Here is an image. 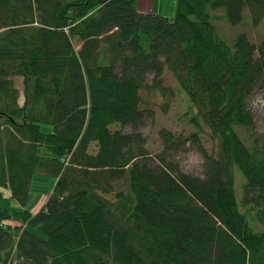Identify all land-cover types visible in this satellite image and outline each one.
Returning a JSON list of instances; mask_svg holds the SVG:
<instances>
[{"label":"trees","instance_id":"16d2710c","mask_svg":"<svg viewBox=\"0 0 264 264\" xmlns=\"http://www.w3.org/2000/svg\"><path fill=\"white\" fill-rule=\"evenodd\" d=\"M137 1L0 0V264H264V141L248 107L264 39L227 45L211 14L238 25L247 10L258 27L264 0H177L171 19ZM165 69L195 132L161 128L151 152L140 92ZM189 149L201 175L177 161ZM36 175L55 184L32 213Z\"/></svg>","mask_w":264,"mask_h":264},{"label":"rangeland","instance_id":"374dc122","mask_svg":"<svg viewBox=\"0 0 264 264\" xmlns=\"http://www.w3.org/2000/svg\"><path fill=\"white\" fill-rule=\"evenodd\" d=\"M177 0H138L136 9L143 13H156L171 19L176 13ZM213 16L212 23L215 25L218 35L227 43L233 44L237 35L244 34L248 39L257 44L264 39V18L258 27L252 26L251 17L247 10L243 11L242 20L238 25H230L224 17L223 10L211 11ZM152 77L147 79V84H152ZM16 87L22 91V79H15ZM178 86L173 75L165 69L162 75V86L158 90L145 89L141 90V108L147 112L148 117L145 119L140 131L146 139L147 148L151 152H158L162 148L159 137V130L166 128L176 133L189 135L195 132L194 127L190 123L192 113H196V109L191 111L190 102L186 95ZM20 106L23 104L22 94L19 98ZM248 107L254 114L255 132L261 136L264 141V90L256 91L248 100ZM43 131H50V126L42 125ZM207 149H210L211 141L203 137L201 139ZM181 169L194 175H201L202 157L197 150L189 149L186 154L177 158ZM234 176L236 181V192L239 198L241 185L244 179L241 173L235 168ZM55 181L51 177L44 175H36L31 183V199L27 208L32 213L36 212L49 196ZM4 202L13 208H19V204L10 198V193L4 190ZM4 203V204H5ZM245 212V209H242ZM252 227L260 230L262 226L256 222L249 220Z\"/></svg>","mask_w":264,"mask_h":264}]
</instances>
